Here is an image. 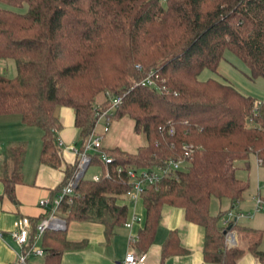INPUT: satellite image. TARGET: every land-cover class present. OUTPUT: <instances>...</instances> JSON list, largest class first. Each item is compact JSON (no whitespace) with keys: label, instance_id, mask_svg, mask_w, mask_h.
Instances as JSON below:
<instances>
[{"label":"trees","instance_id":"obj_1","mask_svg":"<svg viewBox=\"0 0 264 264\" xmlns=\"http://www.w3.org/2000/svg\"><path fill=\"white\" fill-rule=\"evenodd\" d=\"M23 6L26 11L20 12ZM226 49L244 63L250 79L264 76V0H0V61L12 60L15 67L13 76L0 71V115L18 114L24 125L41 131L40 164L61 165L57 106L73 110L80 148L93 128L96 105L104 108L110 97L121 96L113 117L130 118L133 131L146 140L132 154L101 147L99 152L112 158L109 178L80 179L55 215L65 223H100L111 234L127 216L126 204L118 201L126 183L116 166L153 169L179 156L182 143H191L177 178H164L140 194L145 218L135 248L142 253L152 243L161 207L169 205L182 208L186 221L203 228V261L236 264L243 250L226 247L223 230L241 229L249 237L245 250L264 264L261 231L234 221L224 229L218 225L247 189L238 173L247 172L248 156L264 167V99L244 95L227 81L198 78L205 69L215 71ZM149 69L167 93L136 84ZM158 126L173 127V135ZM25 153L20 143L3 153L0 180L14 201ZM98 156L93 154L91 165L103 170ZM76 162L65 167L53 195ZM211 198L227 199L230 208L210 215ZM29 221L31 243L36 223ZM46 233L42 252L60 264L61 253L73 244L64 230H45L41 238ZM177 245L169 232L162 256Z\"/></svg>","mask_w":264,"mask_h":264},{"label":"crops","instance_id":"obj_2","mask_svg":"<svg viewBox=\"0 0 264 264\" xmlns=\"http://www.w3.org/2000/svg\"><path fill=\"white\" fill-rule=\"evenodd\" d=\"M54 114L60 123V128L55 133V146L61 158V165L52 168L40 164L38 162L40 143L38 142L29 154V158L27 156L31 166L29 169L25 167L27 154L25 153L22 168L23 178L21 183H17L14 188L15 201L4 194V184L0 180V264H13L17 254L21 252L20 246L11 237L13 222L19 217H26L31 220L32 224L37 223L45 212V208L38 206V201L53 196V191L63 180L65 167L72 166L77 160V156L67 148L69 145H76L77 139L73 110L69 107L57 106L54 109ZM23 127L25 125L18 114L0 115V176L3 153L10 145L22 142L19 141L21 140L20 135L16 134L15 129L19 130ZM57 140L61 141V145H57ZM92 167L98 169V167ZM246 176L248 177V180L246 179L247 189L234 208L235 211L242 212L245 216L237 220L236 223L241 227L261 231L262 237L259 248L264 250V210L261 208L256 210L255 208L257 199L264 202L260 187L261 182L264 183V167L259 164L253 154L248 156ZM221 200H218V205ZM118 201L127 206V216L124 222L128 221L132 214L138 220L133 221L129 228L123 225L124 222L115 226L109 235L105 234L103 225L97 222L72 220L65 223L63 221L64 227L61 230H64L65 239L73 246L61 253L60 264H122V260L128 251L143 254V264H220L203 261V228L186 221L182 208L169 205L161 207L153 241L144 252L140 253L135 248V243L145 218L141 199L131 203L121 196ZM223 201H225V208L223 210L219 208L218 211H226L230 208L229 201L225 198ZM209 214L215 215L210 212ZM218 225L221 227L220 219ZM48 230L55 231V229ZM171 231L175 233L178 245L173 247L174 250L171 254L162 256L163 244ZM232 232L235 240L234 245L243 250L236 264H259L245 250L249 244L248 235L235 230ZM47 235L48 233L36 242V247L43 249ZM28 264L54 263L50 262L48 255L44 252L42 256L30 254Z\"/></svg>","mask_w":264,"mask_h":264},{"label":"built area","instance_id":"obj_3","mask_svg":"<svg viewBox=\"0 0 264 264\" xmlns=\"http://www.w3.org/2000/svg\"><path fill=\"white\" fill-rule=\"evenodd\" d=\"M136 69L140 70L141 67L136 65ZM158 79V74L153 69H149L136 84L142 87L153 88L161 93H167L168 88L164 84L158 83ZM120 103L121 96L117 95L110 97L107 105L104 108L96 105L93 128L86 140L83 142L82 146L80 148H78L76 145L67 146V148L77 156L75 170L72 176L56 194H54L49 199L43 198L38 201V206L45 208V212L34 225V236L31 243L29 234L31 224L29 219L26 217H19L13 222L11 237L21 248V252L17 254L16 260L13 264H28V256L30 254L42 256V249L40 247H36L35 244L41 238L44 231L48 229H63L64 222L62 219L56 217V208L63 199H66L67 202L70 201V197L73 195L78 181L83 178L85 170L91 164L93 154H99L98 157L105 167L103 170L98 168L97 172L92 174L89 179L95 182L100 178H109V172L107 171L106 167L112 162V158L107 156L106 153L99 152V150L101 148V140L103 135L108 130V123ZM100 120H103L104 122L101 127V132H97L96 126ZM157 130L159 132L165 131L169 136H172L174 133V129L171 126L167 127L166 129L163 126H158ZM57 145H61L60 140H57ZM192 150L193 145L191 143H182L180 145L179 156L170 157L166 159L162 165L153 169H137L132 167L123 168L122 166H116V172L120 174L123 173L124 180L122 181L126 183V190L122 196L129 200V202L134 203L136 200L140 199V194L144 189L149 187L156 188L157 184L164 178L172 177L176 179L177 171L183 167V164L186 161L185 159L190 155ZM82 171V176L79 178ZM236 204L237 202L233 204L234 208ZM255 205L256 210L259 208L264 210L263 201L257 199ZM234 208L229 209L226 214L220 218L221 227L223 229L230 221L237 222V220L245 216L242 212L235 211ZM135 220H138V218L132 214L129 220L124 222L123 225L129 228L131 223ZM224 244L226 247H231L235 244L234 235L231 229L225 230ZM143 262V254H136L133 251H128L122 260V264H143Z\"/></svg>","mask_w":264,"mask_h":264},{"label":"rangeland","instance_id":"obj_4","mask_svg":"<svg viewBox=\"0 0 264 264\" xmlns=\"http://www.w3.org/2000/svg\"><path fill=\"white\" fill-rule=\"evenodd\" d=\"M20 12L26 11V6L18 9ZM8 62V63H6ZM14 68V69H13ZM15 67L12 60L0 61V71L7 76H13L15 74ZM214 78L229 82L240 93L251 96L256 100L264 99V76H259L254 79L249 78L248 68L244 63L231 51L224 50L222 59L218 62L215 71L209 69L203 70L198 76L199 79ZM101 101L100 95L97 98ZM103 120L98 122L96 131L101 132ZM17 131V132H16ZM16 134L20 135V144L26 147V162L25 167L29 169L28 158L32 149H34L38 142L40 143L41 131L34 126L23 127V129H15ZM40 133V134H39ZM146 140L141 133H135L133 131V121L128 117L115 118L111 117L108 123V130L104 133L101 140V147L108 150L117 148L125 153H135L140 146H144ZM28 156V158H27ZM97 172V169L90 164L83 174V178L89 179L92 174ZM248 180L246 172L238 173V176ZM261 196L264 197V183L261 182ZM225 201L221 200L218 205V200L211 198L209 201V212L217 214L219 208L223 210L225 208ZM220 206V207H219ZM227 211V210H226ZM219 212V211H218ZM241 227V226H240ZM239 227V228H240ZM235 229H232L234 231ZM238 232L245 234L244 230L236 229ZM235 230V231H236ZM235 245L231 246L234 247ZM229 248V247H228Z\"/></svg>","mask_w":264,"mask_h":264},{"label":"water","instance_id":"obj_5","mask_svg":"<svg viewBox=\"0 0 264 264\" xmlns=\"http://www.w3.org/2000/svg\"><path fill=\"white\" fill-rule=\"evenodd\" d=\"M83 171L80 173L79 178H81ZM225 233V230H223V234Z\"/></svg>","mask_w":264,"mask_h":264},{"label":"bare ground","instance_id":"obj_6","mask_svg":"<svg viewBox=\"0 0 264 264\" xmlns=\"http://www.w3.org/2000/svg\"><path fill=\"white\" fill-rule=\"evenodd\" d=\"M235 241V240H234Z\"/></svg>","mask_w":264,"mask_h":264}]
</instances>
